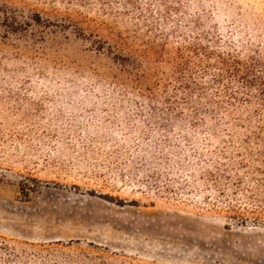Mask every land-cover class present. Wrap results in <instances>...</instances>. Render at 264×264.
Masks as SVG:
<instances>
[{
	"label": "rangeland",
	"instance_id": "374dc122",
	"mask_svg": "<svg viewBox=\"0 0 264 264\" xmlns=\"http://www.w3.org/2000/svg\"><path fill=\"white\" fill-rule=\"evenodd\" d=\"M220 53L264 75V0H0V264H264V95Z\"/></svg>",
	"mask_w": 264,
	"mask_h": 264
},
{
	"label": "trees",
	"instance_id": "16d2710c",
	"mask_svg": "<svg viewBox=\"0 0 264 264\" xmlns=\"http://www.w3.org/2000/svg\"><path fill=\"white\" fill-rule=\"evenodd\" d=\"M200 40H196L195 42L191 43V45L187 46L186 48H179L178 51L175 54L174 58V74L177 77V80L179 82V86L183 87L184 89H188V91H196L203 94V86L196 81V78L193 75L192 69L194 66H196V63L201 62V60H196L198 57L200 58H206L210 59L212 54H216V52H211L209 50V47L202 46ZM129 43L127 40H119L117 48H114L112 45H110V50L117 49L118 52L121 54H126L123 56L124 60L123 62H130L131 64L134 63L132 58V49L129 47ZM123 49L125 52H123ZM136 52V51H134ZM145 58H156L157 60L163 59L165 52V46L164 45H158V44H152V46L148 50L143 51ZM118 55V54H116ZM223 54L217 55V57L220 59V65L222 66L224 74L221 75V78H218L216 81L218 83H221L223 78L225 76H228L229 78L238 77L242 80V83L246 85V87L252 88V87H258L261 94L264 95V75L258 74L260 73L259 68L260 64L258 62H251L247 65L240 64L236 58L230 54H227L226 56H222ZM202 56V57H201ZM119 59V58H118ZM121 60V58L119 59ZM130 65V63H129ZM190 75V76H188ZM227 91L229 92V88H227ZM233 93H230L231 98L233 99L234 96ZM235 99V98H234ZM198 112V116L200 117L201 113L200 110H196V113ZM250 156L252 154H249ZM257 172L262 173L264 171V168L256 169ZM107 200H110L112 198H109L108 196H105ZM256 210V209H255ZM251 214L254 215L256 220L264 221V208H260V211H253Z\"/></svg>",
	"mask_w": 264,
	"mask_h": 264
}]
</instances>
